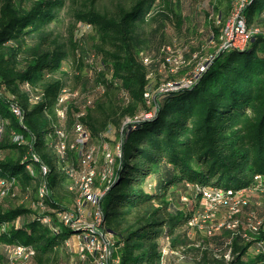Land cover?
<instances>
[{"label":"trees","instance_id":"trees-1","mask_svg":"<svg viewBox=\"0 0 264 264\" xmlns=\"http://www.w3.org/2000/svg\"><path fill=\"white\" fill-rule=\"evenodd\" d=\"M98 2H76L72 18L80 26L74 31L70 26L65 42H59L52 26L60 22L66 0H0V183L9 186L7 195L17 188L28 202L0 204V264H8V249L16 246L34 250L28 264L76 263L70 240L84 231L64 225L60 215L69 204L77 209L67 174L77 165L67 164L78 152L67 150L60 157L55 147L66 141L60 133L70 140L79 124L88 144L102 140L110 128L119 136L115 145L121 156L115 157L114 177L98 202L100 226L117 264H165L168 255L179 259L165 248L183 257L199 251V264H264L262 227L256 234L248 231L253 236L248 243L231 230L213 235L230 254L217 258L193 244V212L175 204L187 191L196 197L195 186L241 191L255 187L257 176L264 179V31L243 49L213 50L190 88L145 98L151 88L143 58L155 32L147 31L162 17L154 9L156 0L114 1L110 7ZM230 9L217 12L219 21L230 17ZM242 15L246 29L264 27V0H248ZM213 31L218 39V29ZM85 67L90 78L83 83L98 89L91 100L74 94ZM151 111V119L133 121ZM126 119L133 122L124 125ZM42 181L49 195L43 210L36 196ZM253 242L262 252L250 256Z\"/></svg>","mask_w":264,"mask_h":264},{"label":"rangeland","instance_id":"rangeland-1","mask_svg":"<svg viewBox=\"0 0 264 264\" xmlns=\"http://www.w3.org/2000/svg\"><path fill=\"white\" fill-rule=\"evenodd\" d=\"M77 1L78 0H66L65 7L60 14V22L52 26L54 33L53 38L55 40L65 42L69 27L71 26L73 31L79 28L80 25L74 24L72 18V11ZM114 1L122 2L126 0H99L98 5L100 7H110V4ZM247 4L248 0L245 1L243 6L237 0H156L154 9L155 11H160L162 17L153 22L151 29H148L147 31L149 32L150 30H154L155 32L152 35L153 38L150 43L151 49L143 58V66L146 68L147 79L151 88V93L148 95L145 94V98L154 97L155 94L162 91H174L179 88H190L192 86L190 84L188 86L181 85H183V83L187 80L193 81L200 77L201 73L206 69L212 59L211 56L213 50H215L214 52H218V50H227V45L229 44H233L236 49L245 48L249 39L248 36L239 34L235 31V22L237 20H234V15L241 12L242 18L240 21L245 24L242 11ZM229 6L231 8L229 13L232 14H229L230 17L228 19L226 18L225 22H222L223 19L219 21L220 18L218 17L217 12L219 10L225 12ZM214 28L219 31L218 39L215 38V32L213 31ZM259 30L264 31V27L252 25L251 28L248 29V32H251V35H254L258 33ZM85 31L89 32L90 30L86 28ZM64 69L66 71L70 70L68 63L64 64ZM85 76L88 79L90 78V73L86 67L81 70V79L76 84L77 86L74 89V94L78 95V99L86 97L87 100H91L92 96L94 97V95L98 94V89L96 87H92V84L85 85L83 83ZM68 95L69 94L65 93L64 96L68 98ZM65 97L64 99H66ZM147 104H150V101ZM144 115V112H140L133 121L138 122L139 120H142V118L145 117ZM146 116L147 119H151L153 117V111L149 112ZM133 121L126 119L123 124L125 125ZM64 137L66 141L71 142L73 140V138L70 139V137H68L70 140H67L66 136ZM118 138L119 136L116 130L110 128L104 134L102 140H93L90 141L88 146L86 145V147H89V153H85V156L87 158H89L88 155L90 156L92 159V171L97 174L95 175V181L97 182H95L93 186V192L95 193H101L104 190L102 186L105 187V183L102 182L101 179H98L106 168V159H104L105 149L108 150V153L111 156H116L117 145H115V143L119 142ZM68 161L67 166L69 165V167H71V163L77 165L73 168L76 175H78V172L83 169L88 170V167H80L79 157H77L75 161L72 158ZM114 164L116 165L115 160ZM8 188L9 186L0 187L1 206L8 208L16 205H28V202L24 200L26 199V197H23L24 193L16 188L14 189V194L7 195L9 190ZM58 192L61 196L65 194L63 190ZM72 192L76 193L75 201L78 200V193L74 190H72ZM198 194L199 193H197L195 197L192 196L190 191H187L182 195L181 201L175 202V204L180 210L193 212L194 221L196 220L198 223H201L204 206L202 196ZM244 196L249 201V205L246 210L242 209L237 213V215L231 216L225 209L217 208L213 211L212 216L205 220V222L201 225H197V227L194 228L191 226L189 236L193 244H196V246L201 245L202 249L207 250L211 256L219 258L223 253L224 258L230 259V254L228 252L229 249L224 253V245L222 246L220 242L221 239H212L211 237L213 235H218L222 230L226 229L232 231V236L233 234H239L241 236H245L247 243L252 242L253 236L248 233V231L251 233L252 231L250 228L248 229V224L250 220H264V193L260 190V188L253 187L251 192L245 191ZM31 207L35 208L37 206L32 204ZM69 207L70 209H74L73 204H69ZM86 211H89V208H86ZM250 212L255 214V220L248 217L250 216ZM232 223L235 224L236 229L226 227L230 226ZM208 228L213 229L210 231V235L207 234ZM258 231L256 233H258ZM229 241L230 239H228L226 243ZM260 246V244H256L255 242L251 243L247 253L250 256H253L262 252ZM72 251L75 254V246L72 248ZM4 252H6V246L4 247ZM165 253L168 254V248L165 249ZM177 254L178 256L183 257L179 252H177ZM201 255L202 253L199 251L188 250L183 259H177L176 257L173 260L170 259L169 261L165 259L164 262L165 264H199L198 262H200Z\"/></svg>","mask_w":264,"mask_h":264},{"label":"bare ground","instance_id":"bare-ground-1","mask_svg":"<svg viewBox=\"0 0 264 264\" xmlns=\"http://www.w3.org/2000/svg\"><path fill=\"white\" fill-rule=\"evenodd\" d=\"M239 33H246V35H249V34L251 35L252 34L251 32H248V29H246L245 24L242 21L239 22ZM227 46H228L227 49L234 48L233 44L232 45L229 44ZM181 86H185V83H183V85H181ZM178 87H180V86H178ZM37 100H38V97H33L32 98V102H36ZM63 100H64V97L61 99L60 104H62ZM13 112H14V114H15V116L17 118H19V119L21 118V112L19 111V109L17 110L16 108H14ZM57 114L62 119V118L65 117V110L63 108H60V109H58ZM145 119H147V117H145ZM78 126L79 125H76V127L74 129V137H73V140L71 142H69V141L66 142V141L63 140V141H60L56 145V147H55L56 152H57L56 154H58L60 157H64V152H67V150H74L75 143L78 140V132H77L78 131ZM81 131H82V136H84L86 141L88 142V135L85 132L84 127H82V126H81ZM0 132H2V129H0ZM60 135H61L60 136L61 138H65L63 133H60ZM12 138H13V140H16V141L18 140L17 136L13 135ZM85 148H86L85 153L86 154L89 153L88 152L89 147H85ZM116 151H117L116 152V154H117L116 156L117 157L116 156H111L108 153V150L105 149L104 159H106V168L104 169V171L102 170L103 173L101 174V176L99 178H98L99 175L97 176L98 179H101L102 182L105 183V187L102 186V188H104V190L102 192L100 191L101 193L93 192L94 183L97 182V181H95V175H97V174H95L96 172L94 173L91 170V175H88V170H84L83 169L82 171L78 172L79 173L78 175H76V172L74 171V169H70L69 176H70V178L72 180V184H71L70 190L71 191L72 190L76 191L78 193L77 196H79V199L77 198L78 200H76L77 208H81L82 207V203L86 202V203H91L92 204L93 210H99L98 202H99L100 198L103 196V194L106 192V190L108 189V187H109V185H110V183H111V181H112V179L114 177V173H115L114 160L116 161V159L120 158V156H121L120 145L119 144H117V150ZM88 157L90 158L89 155H88ZM115 157H116V159H115ZM34 159L37 160L35 157H34ZM46 172H47V169L44 166H41L42 175H45ZM258 177H260V176H258ZM261 178L262 177H260V179ZM256 180H257V177H256ZM207 189H209V188H204V187L200 188L199 186H195L196 192L199 193L202 196V199H204L205 192H206ZM213 190L214 191H219V192H225V194L238 193V200H247V198L244 196V192L248 191L249 189L248 190H241V191L222 190V189H213ZM37 191H38V194H37L38 204L37 205L44 208L43 202L47 198V196L49 197L48 190H47V185H46V183L44 181H42L40 183L39 188H38ZM98 191H99V188H98ZM225 194H218L217 195V202H223L225 204V206H232V211H237V213H238L243 208H247L248 207L249 201H237V199L234 198L233 195H225ZM205 204L208 205V208H215V198H213V197H205ZM63 213H69V211H65ZM228 214L232 216L233 212H228ZM254 215L255 214L250 213V216H248V217H251V218H253L252 220H255V216ZM100 218H101V214H100V210H99V228L100 229H98V227H95V226H92V225H74L72 223V221H71V216H66L65 214L61 213L60 219H61V221H62V223L64 225H67V226L68 225H70V226H80V227L83 228V231H84L82 234L80 233L79 235H77L78 244H77L76 249H75V254L77 256V259H76L77 260V264H84V256H82V248L79 247V238H87V239H90L91 241H96L97 242L98 254H105V251H106L105 236L107 237V234L103 230V228L100 226ZM193 221H194L193 218L189 221V227L192 226ZM226 227L235 228V224L232 223L230 226H226ZM235 229H233V230H235ZM250 229H251L252 233H256L259 230V228H250ZM210 231L211 230H208V232H207L208 235L211 234ZM111 245L113 246L112 243H111ZM18 247H21L20 248V256H27V264H28L30 258L34 255V250L32 248H30V247H24V246H16L14 248H11V249L9 248L8 249V256H7L8 264H23V263H20V261L17 258V256H14L15 255V249H18ZM28 250L30 252L29 255H28ZM111 264H117V261L115 260Z\"/></svg>","mask_w":264,"mask_h":264},{"label":"built area","instance_id":"built-area-1","mask_svg":"<svg viewBox=\"0 0 264 264\" xmlns=\"http://www.w3.org/2000/svg\"><path fill=\"white\" fill-rule=\"evenodd\" d=\"M243 5L246 0H237ZM241 11V10H240ZM241 19V12L235 14L234 20H237L235 22L236 28L235 31L239 33V22ZM242 35H246V33H239ZM248 36V39L252 35H246ZM195 82V80H187L185 82V86H188L189 84L192 85ZM17 109V108H16ZM18 110V109H17ZM148 113H146L144 116L147 117ZM145 117L143 119H145ZM78 140L75 143V148L74 151L78 152V157L80 159V167H88V175H91V170H92V165H91V158H87L85 156V147L88 144L86 141L85 137L82 136V131H81V124L78 126ZM64 144V143H63ZM67 152H64V157L66 156ZM70 170H67V174H69ZM89 184V183H88ZM3 184L0 183V187H2ZM255 187L260 188V190L264 193V179H260V177L257 176V184ZM253 188L249 189V191L246 192H251ZM218 194H225V192H219V191H214L213 189L209 188L205 192V196L203 199V206H204V213L201 217V223H198L196 220L192 224V228L197 227V225H201L205 220L209 219L213 211L216 210L217 208H222L225 209L226 212H233V215H237V211H232V206H225L223 202H217V195ZM225 195H233L234 198L237 199V201H248V200H238V193L235 194H225ZM205 197H213L215 198V208H208V205L205 204ZM86 208H89V211H86ZM36 208V207H35ZM41 210H43V207H38ZM253 213V212H250ZM65 214L66 216H71V221L74 225H92L95 227L99 228V210H92V204L91 203H82L81 208L77 209H69V213H62ZM264 228V220H259L258 221H249V228ZM207 230H213L212 228H208ZM105 243H106V251L105 254H98L97 250V242L96 241H91L90 239L87 238H79V247L82 248V256H84V263L90 262V264H111L113 261H115V258L113 257L112 250L114 246L111 245L110 243V237L105 236ZM20 248L15 249V255L19 259L20 263L27 264V256H20ZM175 254L178 256L177 252H172L169 251L168 249V254ZM30 254L28 250V255ZM179 259H183L184 257L178 256ZM70 264V263H69Z\"/></svg>","mask_w":264,"mask_h":264},{"label":"crops","instance_id":"crops-1","mask_svg":"<svg viewBox=\"0 0 264 264\" xmlns=\"http://www.w3.org/2000/svg\"><path fill=\"white\" fill-rule=\"evenodd\" d=\"M87 206H85V208H86ZM88 209V208H87ZM70 243H72V246L74 247L75 246V249H76V246H77V244H78V241H77V236H74V237H72L71 238V240H70ZM165 249H167V248H165ZM166 260H170V259H174V257L173 256H171V255H168V256H166V258H165Z\"/></svg>","mask_w":264,"mask_h":264},{"label":"water","instance_id":"water-1","mask_svg":"<svg viewBox=\"0 0 264 264\" xmlns=\"http://www.w3.org/2000/svg\"><path fill=\"white\" fill-rule=\"evenodd\" d=\"M223 50H221L220 52H222Z\"/></svg>","mask_w":264,"mask_h":264}]
</instances>
